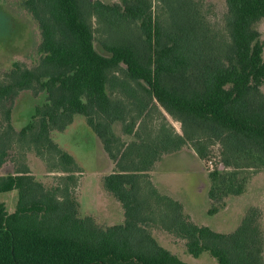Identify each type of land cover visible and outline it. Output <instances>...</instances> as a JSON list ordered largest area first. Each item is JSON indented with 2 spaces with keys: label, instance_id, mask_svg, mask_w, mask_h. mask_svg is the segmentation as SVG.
Masks as SVG:
<instances>
[{
  "label": "trees",
  "instance_id": "16d2710c",
  "mask_svg": "<svg viewBox=\"0 0 264 264\" xmlns=\"http://www.w3.org/2000/svg\"><path fill=\"white\" fill-rule=\"evenodd\" d=\"M20 4L37 25L42 58L32 69L13 63L0 83V169L16 146L59 175L50 187L23 164L0 176V193L17 195L10 214L0 203V264H187L157 242L153 229L184 241L192 258L207 253L216 264H264L257 208L247 209L232 232L219 233L193 223L151 174L165 155L186 148L203 161L217 144L222 168L206 174V213L214 216L264 172V0H225L219 13L205 0ZM24 90L45 100L15 135L11 107ZM75 115L114 166L102 186L122 208L119 225L101 228L78 216L79 167L50 138ZM115 123L129 141L115 135Z\"/></svg>",
  "mask_w": 264,
  "mask_h": 264
},
{
  "label": "rangeland",
  "instance_id": "374dc122",
  "mask_svg": "<svg viewBox=\"0 0 264 264\" xmlns=\"http://www.w3.org/2000/svg\"><path fill=\"white\" fill-rule=\"evenodd\" d=\"M105 4H120L122 0H99ZM153 1V0H152ZM213 4V9L219 13L224 11L225 0H205ZM261 41L263 43L262 58L264 59V21L259 24ZM40 38L36 23L22 8L20 0H0V83L4 82L3 76L8 73L13 63H19L25 68L32 69L39 63L42 54L39 52ZM95 50L103 56H108L102 48L95 43ZM261 90L264 93V85ZM45 95L40 92L21 91L11 107V127L16 135L30 121L35 107L43 104ZM162 111V110H161ZM168 122L177 133L180 125L174 122L163 111ZM0 114V136L6 131ZM115 135L122 137L120 125H113ZM10 135V134H9ZM50 138L61 150L71 155L79 167L78 182L75 188V197L79 205V218H90L101 228L121 224L123 211L103 188L102 178L114 170L112 162L102 150L95 135L87 126L85 119L75 115L71 124L62 132L52 130ZM129 141V138L122 137ZM18 146V145H17ZM208 159L199 161L192 158L191 150H184L174 159L185 162L178 165L172 164L170 170H160L156 183L161 191L171 193L179 200L190 215L193 223L205 226L219 233H230L239 224L245 211L251 207L257 208L260 214V224L264 233V172L256 174L247 189L240 197L225 200V207L214 216L207 215L208 200L207 172L218 164L219 146L214 144L209 149ZM169 157L164 160L168 163ZM25 165L35 179L44 186H53L57 173L49 172L45 163L38 158L32 150H20L13 146L9 150V157L0 169V176H5L8 171H13L15 165ZM168 168L162 164V169ZM160 184V185H159ZM16 192L0 193V203H3L9 212H13L16 204ZM152 235L165 249L174 252L189 264H216L207 254L203 253L198 259L188 256L185 252L184 241L163 233L157 229L152 230Z\"/></svg>",
  "mask_w": 264,
  "mask_h": 264
},
{
  "label": "crops",
  "instance_id": "0c3cea01",
  "mask_svg": "<svg viewBox=\"0 0 264 264\" xmlns=\"http://www.w3.org/2000/svg\"><path fill=\"white\" fill-rule=\"evenodd\" d=\"M96 137V136H95ZM97 138V137H96ZM99 141V140H98ZM98 145H101V143H100V141H99V143H98ZM102 147V146H101ZM103 150V149H102ZM184 150H187L186 148H183V149H181L180 151H178V152H175V153H172V154H168V155H165V156H163L162 158H161V160L159 161V162H157L156 163V168H155V171L154 172H152L151 174H152V176H153V178H154V181L156 182V183H162V182H160V181H158V172H160V170H163L162 172H164V171H167V170H170V168H169V166L170 165H172V164H174V165H176L177 163H178V165H180L181 163H185V162H178V161H181V160H178V161H174V160H171L170 161V159H174V157H176L178 154H182L183 153V151ZM192 152V151H191ZM192 158H194V159H196V160H199L197 157H196V155L192 152ZM169 157V161H168V163L166 164V163H164V160H166V158H168ZM200 161V160H199ZM162 164H165V166L167 165L168 166V168H164V166H163V169H162ZM8 174H12V171H8ZM7 174V175H8ZM159 184V185H160ZM12 192H15V191H11V192H9V193H12ZM8 193V192H7ZM16 197H17V195H16ZM17 199V198H16ZM115 200V199H114ZM3 204V203H2ZM4 205V204H3ZM5 206V205H4ZM5 209H6V207H5ZM6 211H7V213H12V212H9L7 209H6ZM189 215V214H188ZM78 216H79V207H78ZM190 216V215H189ZM119 225V224H118ZM169 251V250H168ZM172 254H174V255H176L174 252H172V251H170ZM203 254V253H202ZM201 254V255H202ZM176 256H178V255H176ZM189 256V255H188ZM179 257V256H178ZM200 257V255L197 257V258H195V259H198ZM180 258V257H179ZM181 259V258H180ZM182 260V259H181ZM183 262H186V261H184V260H182ZM187 264H189L188 262H186Z\"/></svg>",
  "mask_w": 264,
  "mask_h": 264
}]
</instances>
